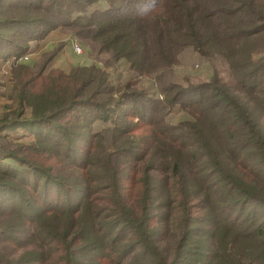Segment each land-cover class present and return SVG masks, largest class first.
Listing matches in <instances>:
<instances>
[{"label":"trees","instance_id":"obj_1","mask_svg":"<svg viewBox=\"0 0 264 264\" xmlns=\"http://www.w3.org/2000/svg\"><path fill=\"white\" fill-rule=\"evenodd\" d=\"M55 27L92 63L13 67L0 264H264V0H0V58Z\"/></svg>","mask_w":264,"mask_h":264},{"label":"rangeland","instance_id":"obj_2","mask_svg":"<svg viewBox=\"0 0 264 264\" xmlns=\"http://www.w3.org/2000/svg\"><path fill=\"white\" fill-rule=\"evenodd\" d=\"M21 38L17 36L15 39ZM73 42H78L82 46L83 52L76 54L73 51ZM27 46L21 55H8L0 58V118L5 114V104L8 103L9 93L14 87L13 67L21 64L33 65L34 62L40 60L45 53H54L52 65L68 72L70 67L77 64L90 65L89 49L72 33L61 27L47 31L40 39L30 42H23ZM184 65L180 66L177 74L190 75L195 80L205 79L212 72V66H217L222 76L225 75L226 66L219 59L198 61L193 54L185 55ZM198 62L200 65L198 66ZM218 64V65H216ZM142 85L147 84V80L141 82ZM26 117H29L27 115ZM27 127H17L14 129H4L0 131L2 136L7 137L8 142L13 146L23 145L25 147L35 143V136Z\"/></svg>","mask_w":264,"mask_h":264},{"label":"built area","instance_id":"obj_3","mask_svg":"<svg viewBox=\"0 0 264 264\" xmlns=\"http://www.w3.org/2000/svg\"><path fill=\"white\" fill-rule=\"evenodd\" d=\"M72 46H73V51L76 54H81L83 52L82 46H80V44H78V42H73Z\"/></svg>","mask_w":264,"mask_h":264}]
</instances>
